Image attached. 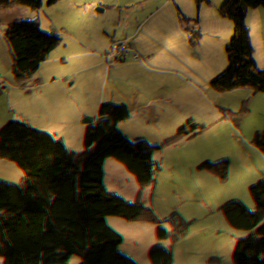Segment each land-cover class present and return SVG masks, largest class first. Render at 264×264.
I'll list each match as a JSON object with an SVG mask.
<instances>
[{
    "label": "trees",
    "instance_id": "obj_1",
    "mask_svg": "<svg viewBox=\"0 0 264 264\" xmlns=\"http://www.w3.org/2000/svg\"><path fill=\"white\" fill-rule=\"evenodd\" d=\"M109 1L114 3V11L107 23ZM172 1L80 0L78 7L64 21L54 78L45 88V98L50 99L67 86H72L77 97L84 93V64L87 58L97 53L92 34L101 31L107 39L118 41L125 47L110 56L109 67L98 71L94 70V66L90 68V72H95L102 79L104 86H118L122 90L120 95L114 96L102 92L89 94L92 104L98 105L104 112L103 127L125 124L175 138L184 127H196L204 134H210L216 126L229 125L241 117L242 114L237 113L229 121L208 120L204 113H193L175 118L174 110L247 100L258 91L264 75V3L252 0H207L202 16L193 19L183 14L169 16L161 4ZM235 42L242 43L238 51L244 60L250 61L248 67L223 53L212 57L207 52L195 51L188 54L195 67L179 64L172 67L173 85L189 88L188 92L174 94L152 80L149 65L159 61L176 46ZM128 99L136 101L138 105L130 103ZM70 127V121H63L37 133L33 145L36 173L26 177L21 175L11 183V187L21 188L31 184L38 188L33 194L17 198L15 205L27 198L50 194L39 209L14 219L17 227L31 236L40 233L43 224L59 210L62 203H72L76 205V210L81 208L89 213L86 220L65 219L61 222L59 230L68 231L67 239L75 245V249L59 248L54 255L46 258L44 264H170L174 259L183 258L190 250H195L204 259L194 264H208V261L220 264H264V235L257 231L252 232L253 238L240 232L223 237L217 227L201 228L172 219H166L159 228H121L104 205L90 199L101 197L112 200L127 212L139 214V210L126 197L105 187L107 182L113 181L134 192L131 184L116 175L109 164L94 157L86 133L71 135ZM254 127L264 139L262 108L250 114L239 137ZM65 142H68V154L64 158L57 199L49 163ZM260 147H264V143ZM251 152L247 148L230 158L207 154L193 157L194 164L167 155L161 158L183 171V176L177 177L181 181V193H186L184 183L190 177L188 197L197 187L196 201L199 206H205L226 190L237 189L248 177L257 173H260V185L263 184L261 190H264V160L237 167L239 161ZM43 177L47 181L45 187L41 185ZM209 178L221 181L212 186ZM139 198L144 206L159 207L157 203L147 201L143 192L139 193ZM256 206L264 210V205ZM165 235L174 244L183 241L184 245L175 246L164 257H153L147 255L139 245L124 243L145 238L153 246ZM187 237L190 244H186L187 239L184 238ZM202 242L220 247L223 252L213 254L201 247ZM243 251L252 258L244 257ZM30 261L25 259L11 264H28Z\"/></svg>",
    "mask_w": 264,
    "mask_h": 264
},
{
    "label": "crops",
    "instance_id": "obj_2",
    "mask_svg": "<svg viewBox=\"0 0 264 264\" xmlns=\"http://www.w3.org/2000/svg\"><path fill=\"white\" fill-rule=\"evenodd\" d=\"M79 3L80 0H0V262L11 264L30 259V264L52 238L54 215L43 224L37 236L19 229L14 220L39 209L50 194L27 198L15 205L17 198L33 194L38 188L31 184L21 188L11 187V183L21 175L26 177L36 173L34 136L63 121L71 122V135L86 133L94 157L109 164L116 175L131 184L134 192L113 181L107 182L105 187L126 197L139 210V214L127 212L112 200L101 197L90 199L104 205L121 228H159L166 219H172L201 228L217 227L223 237H231L235 232H240L253 238V231L264 235V210L256 206L264 205L260 173L248 177L237 189L226 190L210 204L199 206L196 201L197 187L189 197L187 195L190 177L184 183L186 193L182 194L177 177L183 176V171L161 158L167 155L194 164L193 157L208 154L230 158L250 148L252 152L243 157L237 167L264 160V147H260L264 139L258 135L257 129L249 128L239 137L250 114L261 109L256 93L251 94L247 100L175 109V118L204 113L208 120L229 121L237 113L242 114L229 125L216 126L210 134H204L196 127H184L175 138L125 124L103 127L104 112L98 105L92 104L89 94L102 92L114 96L120 95L122 90L118 86H104L102 79L92 71L85 79L84 93L80 97L76 96L72 86H67L50 99L45 98V88L54 78L64 21ZM109 3L107 23L114 11L113 2ZM92 38L97 48V53L92 57V66L96 71L109 67L110 56L125 49L120 42L107 39L101 31L93 32ZM179 47L181 45L149 65L153 82L171 93L169 86H174L171 81L174 77L172 67L177 64L171 66L172 75L167 81L163 78L167 63L177 58ZM174 88L183 89L178 95L190 90L186 87ZM128 101L138 105L132 99ZM63 153L67 156L68 142H65ZM209 181L214 186L221 179L209 178ZM41 185H47L46 177L42 178ZM140 192H143L147 201L155 202L159 207L144 206L139 198ZM59 210L70 212L72 217L79 214L89 217L85 209L76 210V205L72 203H62ZM124 243L139 245L147 255L153 257H164L175 248L167 235L153 246L145 238ZM205 243L211 247L209 251L215 253L212 249H218L215 254L223 252L220 247H214L208 242L200 244ZM256 247L260 248L257 244ZM242 254L252 258L246 251ZM199 260L204 259L195 250H190L184 258L170 264H194Z\"/></svg>",
    "mask_w": 264,
    "mask_h": 264
},
{
    "label": "rangeland",
    "instance_id": "obj_3",
    "mask_svg": "<svg viewBox=\"0 0 264 264\" xmlns=\"http://www.w3.org/2000/svg\"><path fill=\"white\" fill-rule=\"evenodd\" d=\"M252 1H254L256 3H258V2L264 3V0H252ZM112 4L114 5V3H112ZM207 4H208L207 0H192L190 2H184L182 0H174L172 2L163 3V4H161V6L169 16L175 17L177 15L183 14V15H187L193 19H196V18H200L202 16ZM108 5H110L109 2H108ZM108 9L110 11L111 6H109ZM241 44H242L241 42H235V43H229V44H200V43L183 44L177 50V58L172 60V61H169L167 63V65L165 67V76H164L163 80L167 81L168 77L170 75H172L171 66L173 64H181L184 66H188L190 68L195 67V64L187 56L188 53H192L195 51L207 52L212 57H217V55L219 53H223L227 57L239 60L245 67H248L250 65V61L244 60L242 58L240 52L238 51V47ZM105 60H107V57H105ZM92 65H93V61H92ZM89 74H90V72L87 74V76ZM169 87L171 88V91L174 94H179V91L183 92V89H177V88H174V86H169ZM179 182L181 183V181H179ZM74 217H76L74 220H79V219L85 220V219L89 218V217L84 216L83 214H79L77 216L74 215L73 218ZM186 239H187L186 244H190V239L188 237ZM200 245H201V247H203L204 249H206L208 251H209V249L211 250V247L209 246V244L205 243V244H200ZM212 251H214L216 253L218 251V249L217 250L212 249ZM211 253H213V252H211ZM215 253H213V254H215ZM180 259H182V258L174 259L173 262L180 260Z\"/></svg>",
    "mask_w": 264,
    "mask_h": 264
},
{
    "label": "built area",
    "instance_id": "obj_4",
    "mask_svg": "<svg viewBox=\"0 0 264 264\" xmlns=\"http://www.w3.org/2000/svg\"><path fill=\"white\" fill-rule=\"evenodd\" d=\"M92 57L87 58L84 64V74L85 79L87 74L90 72V68L92 67ZM257 94V92H256ZM71 129V127H70ZM254 129H256L254 127ZM65 143L62 145V149L52 158L51 162L49 163V169L54 177L55 189H56V198L58 199L60 195V186L62 181L63 175V167L65 161V155L63 153ZM94 203H98L97 200ZM84 202H82V205ZM107 211V210H106ZM15 213H19L18 210H14ZM54 220H53V228H52V238L50 242L40 251V253L36 256V258L30 264H44L46 258L51 257L54 255L59 248L62 249H75V245L68 241V231L59 230L60 224L65 219H72V214L70 212H61L60 210L55 211L54 213ZM74 219V218H73ZM175 246H183L184 242H178L174 244Z\"/></svg>",
    "mask_w": 264,
    "mask_h": 264
},
{
    "label": "water",
    "instance_id": "obj_5",
    "mask_svg": "<svg viewBox=\"0 0 264 264\" xmlns=\"http://www.w3.org/2000/svg\"><path fill=\"white\" fill-rule=\"evenodd\" d=\"M257 96H258V99L260 101L261 108L264 112V75H263L262 79L260 80L259 88L257 91Z\"/></svg>",
    "mask_w": 264,
    "mask_h": 264
}]
</instances>
